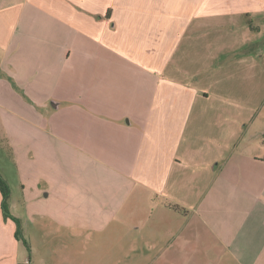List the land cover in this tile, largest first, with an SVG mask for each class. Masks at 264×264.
Returning <instances> with one entry per match:
<instances>
[{"label":"crops","instance_id":"1","mask_svg":"<svg viewBox=\"0 0 264 264\" xmlns=\"http://www.w3.org/2000/svg\"><path fill=\"white\" fill-rule=\"evenodd\" d=\"M0 49L28 158L71 167L29 175L48 257L264 264V0H0Z\"/></svg>","mask_w":264,"mask_h":264},{"label":"rangeland","instance_id":"2","mask_svg":"<svg viewBox=\"0 0 264 264\" xmlns=\"http://www.w3.org/2000/svg\"><path fill=\"white\" fill-rule=\"evenodd\" d=\"M3 55L4 52L0 49V64ZM3 89L4 92L8 91L6 88ZM262 105L258 108L257 125H260V119L264 115ZM16 109L20 112L25 111L20 107ZM13 121L12 116L0 110V174L9 187L7 199L0 188V251L4 248L2 238L4 229L8 227L7 222L9 221L16 226L19 238L18 244L13 246L14 249H9L13 252V264H30V261H32V264H58L55 256H47L48 252L53 251L56 247L57 234L55 229H50L46 226L42 230L41 221L33 226L30 224L32 223L31 218L27 214L29 203L32 205L31 208L37 211H39L40 206H38V202L34 197L35 189L28 179H30L29 175H46L51 170L58 169L60 172H69L71 167L70 164L59 160L30 161L27 149H24V129L27 125L19 120ZM5 204L7 207H5ZM38 220L39 217L36 216L35 222ZM44 237L46 240L45 244L37 241ZM31 249L35 253V259H32ZM203 249V247L201 249L194 243L193 247L187 249L184 255H178L177 258L169 261L161 259L159 264H214L204 256ZM198 251L199 253H197ZM220 264L232 263L225 259Z\"/></svg>","mask_w":264,"mask_h":264},{"label":"trees","instance_id":"3","mask_svg":"<svg viewBox=\"0 0 264 264\" xmlns=\"http://www.w3.org/2000/svg\"><path fill=\"white\" fill-rule=\"evenodd\" d=\"M0 188L3 191L5 198L7 199L9 196V187L7 185V183L4 181L3 177L0 174ZM5 207H7V205L5 204ZM175 210H180L178 206H174Z\"/></svg>","mask_w":264,"mask_h":264}]
</instances>
